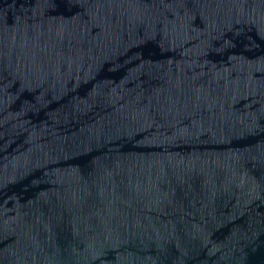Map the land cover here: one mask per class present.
I'll return each mask as SVG.
<instances>
[{
	"label": "water",
	"instance_id": "1",
	"mask_svg": "<svg viewBox=\"0 0 264 264\" xmlns=\"http://www.w3.org/2000/svg\"><path fill=\"white\" fill-rule=\"evenodd\" d=\"M0 264H264V0H0Z\"/></svg>",
	"mask_w": 264,
	"mask_h": 264
}]
</instances>
